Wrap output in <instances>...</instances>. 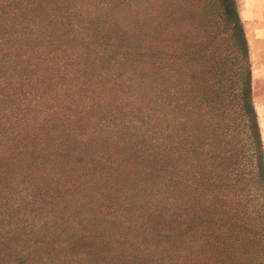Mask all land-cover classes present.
Returning <instances> with one entry per match:
<instances>
[{
  "label": "rangeland",
  "instance_id": "374dc122",
  "mask_svg": "<svg viewBox=\"0 0 264 264\" xmlns=\"http://www.w3.org/2000/svg\"><path fill=\"white\" fill-rule=\"evenodd\" d=\"M236 3L264 146V18ZM182 4L0 0V264L187 261L148 58L193 40L200 15Z\"/></svg>",
  "mask_w": 264,
  "mask_h": 264
},
{
  "label": "trees",
  "instance_id": "16d2710c",
  "mask_svg": "<svg viewBox=\"0 0 264 264\" xmlns=\"http://www.w3.org/2000/svg\"><path fill=\"white\" fill-rule=\"evenodd\" d=\"M183 1L192 18L200 15L193 40H175V56H148L161 116L151 127L156 152L174 166L188 235L182 264H264V146L237 3H172ZM179 12L168 15L182 18Z\"/></svg>",
  "mask_w": 264,
  "mask_h": 264
},
{
  "label": "crops",
  "instance_id": "0c3cea01",
  "mask_svg": "<svg viewBox=\"0 0 264 264\" xmlns=\"http://www.w3.org/2000/svg\"><path fill=\"white\" fill-rule=\"evenodd\" d=\"M242 2L240 6V12L243 18H264V0H239ZM256 1L263 4L259 11H251V5H253ZM260 39H264L260 36Z\"/></svg>",
  "mask_w": 264,
  "mask_h": 264
}]
</instances>
